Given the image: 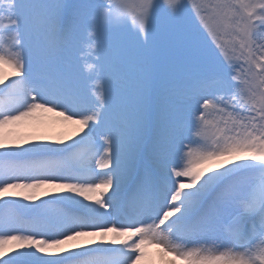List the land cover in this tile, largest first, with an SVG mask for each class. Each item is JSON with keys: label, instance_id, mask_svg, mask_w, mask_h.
Instances as JSON below:
<instances>
[{"label": "snow or ice", "instance_id": "6c2138e0", "mask_svg": "<svg viewBox=\"0 0 264 264\" xmlns=\"http://www.w3.org/2000/svg\"><path fill=\"white\" fill-rule=\"evenodd\" d=\"M0 264H264V0H0Z\"/></svg>", "mask_w": 264, "mask_h": 264}, {"label": "bare ground", "instance_id": "6f19581e", "mask_svg": "<svg viewBox=\"0 0 264 264\" xmlns=\"http://www.w3.org/2000/svg\"><path fill=\"white\" fill-rule=\"evenodd\" d=\"M55 131H60V128L57 126L56 128H55Z\"/></svg>", "mask_w": 264, "mask_h": 264}]
</instances>
